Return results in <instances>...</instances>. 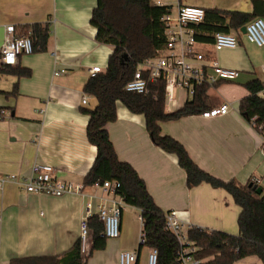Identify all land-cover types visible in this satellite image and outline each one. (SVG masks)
I'll return each mask as SVG.
<instances>
[{"label": "crops", "instance_id": "crops-1", "mask_svg": "<svg viewBox=\"0 0 264 264\" xmlns=\"http://www.w3.org/2000/svg\"><path fill=\"white\" fill-rule=\"evenodd\" d=\"M254 0H170L177 5L250 13ZM96 0H0V46L4 26L15 28L34 23L47 25L49 37L44 51L21 54L14 71L30 70L29 76L16 72L0 74V109L9 116L0 119V177L27 176L34 163L54 167L59 180L82 184L96 155L86 136L88 114L96 100L83 86L93 66L106 68L112 46L95 40L96 28L90 15ZM212 36V35H211ZM234 48L214 50L201 47L204 61L239 71L237 78L219 80L207 89L208 109L228 102L226 114L206 118L202 113L159 122L161 132L183 145L190 158L210 175L240 184L254 183L264 190V130H257L239 110L248 95L246 84L259 79L264 85V46L236 34ZM53 52L55 55H53ZM56 70H62L55 75ZM16 84L15 92H12ZM87 95V103L81 99ZM191 98L176 90L174 100L165 102L166 111L181 108ZM120 161L129 163L154 203L163 211L175 209L179 217L209 230L238 233L239 206L223 188L206 182L187 187L186 174L177 156L156 146L146 129L143 114L116 103V118L105 125ZM5 181L0 189V264L13 257L60 255L79 239L80 219L93 195V212L102 191L83 186L85 195L35 194L24 190L20 178ZM83 185V184H82ZM142 229L140 211L124 203L120 234L106 238L103 249L93 250L86 264H118L122 250H136V264H145L149 246L139 245ZM233 264H263L256 256Z\"/></svg>", "mask_w": 264, "mask_h": 264}, {"label": "trees", "instance_id": "trees-1", "mask_svg": "<svg viewBox=\"0 0 264 264\" xmlns=\"http://www.w3.org/2000/svg\"><path fill=\"white\" fill-rule=\"evenodd\" d=\"M167 6H157L152 0H96L90 23L96 28L95 40L112 46L106 68L90 76L83 86L86 94L93 96V108L83 109L88 114L86 136L96 147L93 163L85 174L83 186L96 181L116 180L120 183L117 194L124 203L140 211L145 245L157 249V264H175L179 248L177 238L164 229V212L154 203L146 185L127 162L120 161L105 128L116 118V103H123L131 112L144 115L145 126L152 142L166 152L177 156L178 164L186 174V185L191 188L206 182L229 192L240 211L237 217L238 233L193 227L188 238L197 245L195 257L200 264H233L247 257L256 256L264 264V190L254 183L240 184L234 179L220 180L202 170L188 155L181 143L161 132L159 122L199 114L208 108L209 85L195 87L193 97L174 111L165 110L164 81L151 83L147 93L125 91L124 85L133 76L144 59L154 57L164 48L165 36L161 17ZM255 17L264 18V0H254L250 13L205 9L204 20L199 24L198 40L209 41L214 32H240L242 26ZM16 36L27 35L32 40L33 51H44L49 37L48 27L42 23L15 28ZM16 72L29 76L28 68L14 71L0 66V74ZM249 93L240 100L239 110L259 130H264V98L257 95L263 88L259 79L246 84ZM14 84L12 92H15ZM258 126H261L260 128ZM261 192H258V189ZM88 224L93 231V250L103 249L106 237L103 224L92 215ZM80 239L60 255L13 257L9 264H86L79 255ZM90 252V253H91Z\"/></svg>", "mask_w": 264, "mask_h": 264}, {"label": "built area", "instance_id": "built-area-1", "mask_svg": "<svg viewBox=\"0 0 264 264\" xmlns=\"http://www.w3.org/2000/svg\"><path fill=\"white\" fill-rule=\"evenodd\" d=\"M157 6H167L168 11L161 17L163 33L165 36L164 48L154 57L144 59L138 63L133 76L125 85V91L147 93L151 83L164 81V100H174L177 89L184 90L192 98L195 87L202 84L214 85L219 80L231 81L238 77L239 71L218 65L215 61L205 63L204 52L201 50L206 44H210L214 50L222 48H234L237 46V36L234 32H214L209 41L197 39L199 24L204 20L205 10L199 6L179 4L173 8L170 0H152ZM246 38L259 47L264 46V18L255 17L244 25ZM33 52L32 40L27 35L16 36L13 25L4 26L3 41L0 46V66H13L17 63L21 54ZM53 55L55 53L53 52ZM100 66L91 67L90 76L101 72ZM264 71V68H263ZM62 70H56L59 75ZM257 95L264 98V85ZM82 104L87 103V95L81 99ZM229 103L224 102L202 112L206 118L226 114L229 111ZM9 116V111L0 109V119ZM252 118L251 123H253ZM259 128L261 126H258ZM54 167L49 164L34 163L31 172L27 176L6 174L0 177V189L5 181L16 182L18 176L24 190L35 194H49L60 196L65 193H78L85 195L83 185L71 181L59 180L53 175ZM93 187L102 191L93 212L91 199L85 206V213L80 219L79 255L86 259L93 245V231L88 224L92 215H97L103 224L102 234L106 238H117L120 234V215L124 206L123 200L117 194L120 183L116 180L96 181ZM1 218V213H0ZM197 227L189 221L182 220L175 209L164 212V229L172 233L179 242L176 252L175 264H200L201 259L195 257L197 245L188 238V230ZM139 245L144 246L146 235L141 229ZM138 253L136 250H122L118 255V264H136ZM146 264H157V249L149 247Z\"/></svg>", "mask_w": 264, "mask_h": 264}, {"label": "water", "instance_id": "water-1", "mask_svg": "<svg viewBox=\"0 0 264 264\" xmlns=\"http://www.w3.org/2000/svg\"><path fill=\"white\" fill-rule=\"evenodd\" d=\"M240 30H241V32L244 33V32H245V28H244V26H242ZM258 192H259V193L261 192V189H260V188L258 189Z\"/></svg>", "mask_w": 264, "mask_h": 264}, {"label": "rangeland", "instance_id": "rangeland-1", "mask_svg": "<svg viewBox=\"0 0 264 264\" xmlns=\"http://www.w3.org/2000/svg\"><path fill=\"white\" fill-rule=\"evenodd\" d=\"M103 71V70H102ZM177 90H182V89H177ZM182 91H184V90H182ZM146 264V263H145Z\"/></svg>", "mask_w": 264, "mask_h": 264}]
</instances>
